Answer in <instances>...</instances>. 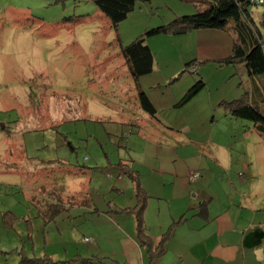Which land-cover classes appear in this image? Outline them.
<instances>
[{
	"label": "rangeland",
	"instance_id": "rangeland-1",
	"mask_svg": "<svg viewBox=\"0 0 264 264\" xmlns=\"http://www.w3.org/2000/svg\"><path fill=\"white\" fill-rule=\"evenodd\" d=\"M190 1L136 2L115 30L92 0H0V123L5 119L13 121L10 134L0 131V264H117L111 254L121 259L120 241L123 245L128 237L120 226L133 231L134 219L129 216L128 222L118 217L113 220L109 214L113 215V209L120 212L118 207L133 208L139 197L135 195L136 183L118 163L130 164L139 180L142 154L139 139L132 138L136 130L131 128V133L129 127L115 119V114L132 112L135 103L119 86L125 83L115 84L121 75L111 78L106 74L122 70L116 37L127 45L145 31L170 23L177 13L194 14L187 13L194 8ZM199 1L202 6L197 11L208 8L205 1ZM171 35L145 37L156 40L152 53H157L160 63L171 62L164 72L178 68L174 64L178 40ZM107 60L110 61L105 63ZM188 72L182 74L198 77ZM213 80L220 82L216 76L210 81ZM98 100L112 107L108 114L94 112L93 105H98ZM120 106L119 112L112 111ZM259 109L264 113V107ZM227 110L231 114L230 107ZM220 115L222 120L216 117L218 124L207 127V134L212 131V137L220 140L221 158H232L237 166L248 160L247 156L264 159V146L254 139L258 137L240 131L242 125L251 126V121L232 119L227 111ZM209 124L207 120L199 130ZM146 139L149 138L144 135ZM10 144L15 153L5 150ZM140 145L145 146V156L154 155L152 143L141 141ZM20 158L18 168L10 170L16 168ZM51 158L77 167L80 176L64 181V194L65 200L71 201L73 190L79 192L81 212L53 209L46 222V209L39 212V208H32L25 194L23 166L28 159ZM196 165L192 161L186 171H197ZM248 167L236 168L235 176L245 174L247 179ZM175 168L181 173L185 163ZM255 174L261 175L262 170ZM53 177L59 179V175ZM28 178L35 179L31 175ZM260 187L264 183L255 179L251 190L260 194ZM91 205H95V211ZM28 224L31 231L27 230Z\"/></svg>",
	"mask_w": 264,
	"mask_h": 264
},
{
	"label": "crops",
	"instance_id": "crops-1",
	"mask_svg": "<svg viewBox=\"0 0 264 264\" xmlns=\"http://www.w3.org/2000/svg\"><path fill=\"white\" fill-rule=\"evenodd\" d=\"M189 3L194 8L187 13L197 11L198 2L191 0ZM259 6L258 9L256 4H251L249 16L262 33L264 56V4ZM185 14L177 13L173 17ZM108 30L109 27L106 32ZM171 36L178 40L174 45L177 69L164 72L169 70L171 62L160 63L157 53H152L156 40L145 38L152 53L150 73L135 79L122 56L121 72L106 74L111 78L121 75L115 84L125 83L119 86L126 93L124 95L135 103L131 106L132 112L115 114V119L129 127L131 133V128L136 130L132 138L139 139V152L142 154L139 158V187L146 194L141 220L151 246H159L161 251L157 257L151 258L155 253H149L147 246L137 240L136 218L130 212V207L124 206L116 208L120 212L115 209L110 211L115 216L109 215L113 220L118 217L120 221L124 219L127 222L128 217L132 216L134 230L120 226L128 237L123 245L120 241L122 257L118 259L110 254L117 264H129L130 261L131 264H264V187H260V194L251 190L255 179L264 183V159L254 160L247 156L249 162L246 160L237 166L236 161H231L232 158L230 161L221 158L220 140L212 137V131L207 134V127L218 124L215 118H219L222 112L227 111L229 117L234 119L227 110V103L243 98L257 106L255 103L264 99L263 79L252 74L244 63L231 62L236 40L233 29L204 28ZM116 47L121 54L118 44ZM190 65L196 67L197 72H192L198 77L182 74L185 70L188 72ZM214 76L220 82L210 81ZM198 78L204 82L203 89L177 107L176 103ZM140 91L146 94L155 108L153 115L141 108L138 99ZM111 108L106 101L98 100V105H93L94 112L98 113L108 114ZM120 109L121 106L112 111L119 112ZM127 116H132L133 120ZM207 120H210V124L200 131ZM240 131L252 132L258 137L254 138L255 142L264 146V134L257 133L252 125H242ZM236 134L234 131L233 136ZM144 135L149 139L144 140ZM141 141L152 143L153 156H145V146L141 147ZM159 152L166 155L161 156ZM62 160L28 159L24 162L25 194L32 208H39V212L46 209L45 213L49 214L44 219L46 222L50 220L53 209L61 213L64 209L81 212L77 200L79 192L73 190L71 201L65 200L64 194V181L67 178L75 180L73 177L80 176V173L77 167L66 166ZM21 161L22 158L15 165L16 168L10 170L15 171ZM171 161L173 165L169 164ZM192 161H196L197 171L201 170L202 173L199 171L201 176L189 182L188 176L195 170H186ZM181 162L185 163V168L177 173L175 167H179ZM247 167V179L244 178L245 174L241 178L239 173L235 176L236 168ZM168 168L172 169L166 171ZM216 169L220 171L216 173ZM256 170H262V174L256 175ZM29 175L35 179H29ZM53 175H59V179ZM203 203L204 209L201 208ZM91 207L93 211L96 210L95 205ZM31 228L28 224L27 230L31 231ZM87 249L90 251L89 245Z\"/></svg>",
	"mask_w": 264,
	"mask_h": 264
},
{
	"label": "trees",
	"instance_id": "trees-1",
	"mask_svg": "<svg viewBox=\"0 0 264 264\" xmlns=\"http://www.w3.org/2000/svg\"><path fill=\"white\" fill-rule=\"evenodd\" d=\"M149 1L151 0H92L97 9L109 21L111 27L115 29L117 24L125 19L128 14L133 11L136 2L144 3ZM196 1L199 4L197 5L198 8L202 4H200L199 0H195V2ZM203 1L206 2L208 8L202 11H195V13L191 15L177 16L168 24L159 25L155 28L145 31V33L141 34L127 45H122V43L119 42L118 37L116 38L117 44L121 50V54L135 79L139 76L150 73L152 70V53L148 45L145 43L146 36H153L157 34L179 35L192 30L210 28L221 30L233 29L236 40L234 42L232 55L230 57L231 62L244 63L245 67L252 74L261 76L264 82L263 36L259 28L255 27L253 20L249 16V6L251 4L246 0ZM190 68H192L191 65L187 67V70ZM195 72H197V69H195ZM203 87L204 82L200 78L196 79V81L176 103V106L179 107L185 104L199 91H201ZM138 99L141 108L145 112H147L149 115H153L155 113V108L144 92L140 91L138 93ZM262 101H264V99H262L261 102ZM255 104L257 106L245 101L242 98L237 101L229 102L226 105L228 109L230 107V115L233 118L247 119L251 121L255 131L262 135L264 134V113L260 111L259 106L260 108H263L264 103L257 102ZM11 122L13 121H8L6 119L1 120L0 131L6 135L10 134L12 132L11 129L13 128V125H10ZM5 150L8 151L9 154H12V152L15 153L12 144H10L8 148L6 146ZM22 156H24V154ZM118 164L124 165L121 167V171L129 175L136 183L135 195L139 197V199L137 200L135 206L130 208V212L133 213L136 218V238L142 244L147 246L149 253H155L151 255V258L153 259V257H157L161 251L159 246H151L150 240L146 237L143 229L141 214L145 207L146 194L139 187L137 173L134 174L135 171L132 170V166L127 163ZM203 206H205V203L201 205L202 209H204ZM51 263L55 264L57 261H52Z\"/></svg>",
	"mask_w": 264,
	"mask_h": 264
},
{
	"label": "built area",
	"instance_id": "built-area-1",
	"mask_svg": "<svg viewBox=\"0 0 264 264\" xmlns=\"http://www.w3.org/2000/svg\"><path fill=\"white\" fill-rule=\"evenodd\" d=\"M246 1H248L250 4H253V5H261V4H264V0H246ZM195 68L196 67H194L193 69L194 70H192V71H195ZM199 176V173L198 172H192V173H190L189 174V176H188V181L189 182H192V181H194L197 177Z\"/></svg>",
	"mask_w": 264,
	"mask_h": 264
},
{
	"label": "bare ground",
	"instance_id": "bare-ground-1",
	"mask_svg": "<svg viewBox=\"0 0 264 264\" xmlns=\"http://www.w3.org/2000/svg\"><path fill=\"white\" fill-rule=\"evenodd\" d=\"M192 172H194V171H192Z\"/></svg>",
	"mask_w": 264,
	"mask_h": 264
}]
</instances>
